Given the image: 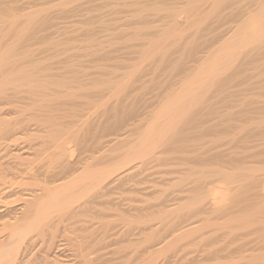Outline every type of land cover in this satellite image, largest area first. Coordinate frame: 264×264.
Masks as SVG:
<instances>
[{"label":"rangeland","instance_id":"1","mask_svg":"<svg viewBox=\"0 0 264 264\" xmlns=\"http://www.w3.org/2000/svg\"><path fill=\"white\" fill-rule=\"evenodd\" d=\"M200 2L0 0L20 16L3 42L33 68L25 85L47 87L34 101L25 86L3 93L18 113L1 116L17 129L0 121V182L52 130L86 159L75 206L50 210L55 239L20 264H264V0Z\"/></svg>","mask_w":264,"mask_h":264},{"label":"bare ground","instance_id":"2","mask_svg":"<svg viewBox=\"0 0 264 264\" xmlns=\"http://www.w3.org/2000/svg\"><path fill=\"white\" fill-rule=\"evenodd\" d=\"M200 1V0H199ZM207 1L209 2V0H201V4L197 5L196 8H201L202 6H205ZM206 2V3H205ZM205 3V4H204ZM3 9V8H2ZM10 11V9L8 10ZM7 10H0V104H8V102L11 100V99H6V94L4 95L3 93H6L4 92L5 89H11L13 95L16 93L14 90L17 91V93L19 92L18 90V87H20L19 89L22 91H24V88L23 86H25V91L26 93H29L27 95H30L31 92L32 94L37 97H39L38 95H42L43 93H38L40 92L38 89H40V87H44L46 85V82L42 85H37L36 84L33 86L31 85V87H33V89L30 88V86H27L28 84L30 85V82L32 81H35L33 78L35 76H33V68H27V66L25 67V63H27V61H25V63L23 62V58L22 59H19L18 58V63H21L20 64H17L16 60L17 58L14 56V52H13V47H11L9 49V47H5V42H3V38L6 37V36H10V34L12 35L13 33L15 34H19L20 32H18L17 30V27L16 25L19 23H17V21H19V19L17 18L19 16H15L18 20L17 21H14V18L13 17L14 15H10V12H8ZM12 13V11H11ZM27 15H24L23 17H26ZM13 17V18H12ZM20 17V16H19ZM16 20V19H15ZM24 20V19H22ZM21 21V20H20ZM25 22H29V21H26ZM24 24L26 25L27 23ZM6 23V24H5ZM8 23V24H7ZM22 23V22H21ZM20 24V23H19ZM29 24V23H28ZM25 25H22L23 27ZM30 25V24H29ZM20 27V28H23V27ZM16 27V29H15ZM25 28H30V27H27L25 26ZM24 28V31H26ZM21 30V29H20ZM16 31L18 33H16ZM28 31V29H27ZM21 33H22V30H21ZM27 33V32H26ZM32 33V32H31ZM23 34V33H22ZM20 35V36H23V35ZM28 34V33H27ZM19 37V35H18ZM29 38V37H28ZM11 39V38H10ZM30 40V39H29ZM26 41V40H25ZM27 42V41H26ZM29 43V42H28ZM15 45V44H14ZM13 54V55H12ZM11 56L13 57V60H11ZM15 58V59H14ZM44 59V58H43ZM30 60V59H29ZM42 61V59H41ZM24 63V64H23ZM33 63V62H32ZM38 63V62H37ZM24 65V67H22L21 65ZM28 64V63H27ZM30 64V63H29ZM35 65V64H34ZM41 65V64H40ZM43 65V64H42ZM21 66V67H20ZM40 67V66H39ZM50 67V66H49ZM48 67V68H49ZM18 68V69H17ZM20 68V69H19ZM42 68V67H41ZM29 70V72H28ZM40 70V69H39ZM48 71V70H47ZM32 72V74H31ZM44 72V71H43ZM46 72V71H45ZM49 72V71H48ZM35 73V72H34ZM41 73V72H40ZM46 74V73H45ZM38 75V73L36 72V76ZM62 75V74H61ZM60 75V76H61ZM42 76V75H40ZM43 77V76H42ZM37 78V77H36ZM46 79V78H45ZM55 79V78H54ZM44 80V79H42ZM56 80V79H55ZM48 81V80H47ZM60 81V80H59ZM40 82V81H39ZM44 82V81H43ZM51 83V82H50ZM27 84V85H25ZM55 84V83H54ZM63 84V83H62ZM49 85V84H47ZM51 85V84H50ZM49 85V86H50ZM59 85V84H57ZM66 85V84H65ZM9 88H8V87ZM37 87V89L35 91L38 90V92H35L34 91V87ZM39 86V87H38ZM28 87V89H27ZM42 92L47 89V87H44L42 88ZM56 87V86H55ZM23 88V89H22ZM31 89V91L29 90ZM40 89V90H41ZM59 89V88H58ZM64 89V88H63ZM28 90V91H27ZM33 90V91H32ZM22 91V94H24ZM24 91V92H25ZM63 91V90H62ZM10 92V93H11ZM38 93V94H37ZM20 94V92H19ZM50 94H51V90H50ZM5 97H4V96ZM8 95V94H7ZM17 95V94H15ZM26 95V96H27ZM33 95H30L28 96V99H32L34 98ZM21 96V94H20ZM25 96V95H24ZM25 96V97H26ZM32 96V97H31ZM55 96V94H54ZM10 97V96H8ZM18 97V96H16ZM22 97V96H21ZM24 97V98H25ZM36 97L35 100H37L38 98ZM42 97V96H41ZM51 97V96H50ZM20 98V97H18ZM23 98V99H24ZM27 99V101H28ZM8 100V101H7ZM13 100V99H12ZM11 100V102H12ZM19 100V99H18ZM26 100V99H24ZM33 100V99H32ZM44 100V99H43ZM15 101V100H14ZM13 101V102H14ZM34 101V100H33ZM39 101V100H38ZM37 101V102H38ZM41 101V100H40ZM12 102V103H13ZM30 102V100H29ZM21 103V102H19ZM23 103V102H22ZM33 103V102H31ZM30 103V104H31ZM29 104V105H30ZM11 105V103H10ZM28 105V104H27ZM4 106V105H3ZM40 106V105H39ZM41 107V106H40ZM0 108H4V109H7V106L5 107H1L0 105ZM12 108V107H11ZM10 108V109H11ZM4 109L1 110L0 109V121L3 120V122L1 123V126L4 127V130L5 131H11L13 129V131H15L14 129H17L15 128V125H13L11 127V124H12V121L10 119H3V115H9L10 114H14L15 112L18 113L17 109H13L15 110L14 113L13 110H9V108L7 110H5L4 112ZM52 109V108H51ZM17 110V111H16ZM56 110V109H55ZM7 111V112H6ZM52 111V110H51ZM50 113V112H49ZM54 113V112H53ZM1 116L3 118H1ZM48 116V115H47ZM120 116V115H119ZM50 118V117H49ZM53 118V117H51ZM55 118V117H54ZM40 119V118H39ZM45 119V118H44ZM109 119V118H108ZM21 120H24V119H19L17 120L18 122ZM43 120V119H42ZM50 120V119H49ZM11 121V122H10ZM16 121V120H15ZM48 121V120H46ZM60 121V120H59ZM108 121V120H107ZM120 121V120H119ZM131 121V120H130ZM14 122V121H13ZM18 122H14V124H18ZM23 122V121H22ZM21 122V123H22ZM40 122V121H39ZM45 122V121H43ZM42 122V123H43ZM55 122V121H53ZM111 122V121H110ZM47 123V122H46ZM52 123V121H51ZM64 123V122H63ZM129 123V122H128ZM20 124V123H19ZM41 124V123H40ZM45 124V123H44ZM62 124V123H61ZM102 124V123H101ZM106 124V123H105ZM49 125V126H48ZM56 125V124H55ZM59 125V124H58ZM123 125V123H122ZM22 126H24L22 124ZM29 126V124H28ZM34 126V124H33ZM40 126V125H39ZM46 126V127H45ZM44 127L40 126V128H44L45 130L47 129H51L53 128L52 124H48L45 125ZM47 126L49 128H47ZM51 126V128H50ZM63 126V125H62ZM98 126V125H97ZM18 130H22V131H28L29 129H25L27 126L25 125L24 128L20 129L21 126H18ZM107 127V126H106ZM41 128V129H42ZM47 128V129H46ZM64 128V126H63ZM93 128V127H92ZM105 128V127H104ZM25 129V130H23ZM35 129V128H34ZM36 129H38V127H36ZM40 129V130H41ZM43 129V130H44ZM67 129V128H66ZM52 130V129H51ZM108 130V128H107ZM112 130V129H111ZM116 130V128H115ZM25 131V132H26ZM48 131V130H47ZM54 132L57 133V129L56 130H52ZM52 131H49L50 133H52L53 135H49L50 133L49 132H46L45 136L43 137H40L42 140L41 142H39L38 144V148H34V152L32 153L33 156L35 154V157L33 158V160H31L30 158H25L23 161L20 162V165H22L21 167L22 168H16V171L15 172H11V173H8L10 174V178L7 180V181H4V179L2 181L4 182H0V212L1 211H5L6 209H8L9 205H13L14 203L18 202V201H21L18 205L19 207L17 208H12L14 209L12 211V209L9 210V212L11 213H14L13 216L5 219L7 216H0L1 219H5V220H2L1 222V227H2V230H4V235L3 237H1L0 239V264H20V262L18 261L19 258H20V252L22 251H27V250H31L28 249L29 248V245L33 246V244L36 243H40V242H37L38 241V238H42L43 240L45 239L44 236L48 237V240L50 241L49 243H52L51 241H53V239H55L56 235L53 234V232H51V229L52 228H56L58 225H57V222L56 221H53V219L51 220V217H50V210L51 209H67L69 208V206L71 207H74L73 206V203H75V201L77 200V192H79V189L77 190L78 188V182H77V179L79 178V176H77V174H80L77 173L78 169H79V165L82 164L81 162H85L86 159L84 160H80L79 159H69V156L67 154V150L69 149L67 147V141L64 137H62L63 135H61V131L59 130V134H56ZM64 132V130H62ZM95 131V130H94ZM93 131V132H94ZM12 132V131H11ZM44 132V133H45ZM88 132V131H87ZM43 133V132H42ZM92 133V132H91ZM97 133V132H96ZM95 133V134H96ZM104 133V132H103ZM56 134V135H54ZM64 134V133H63ZM94 134V133H92ZM99 134V132H98ZM111 134V133H110ZM44 135V134H43ZM47 135H49V137H47ZM66 135V133L64 134ZM106 135H107V132H106ZM68 136V135H66ZM65 136V137H66ZM90 136V135H89ZM92 136V135H91ZM95 136V135H94ZM98 136V135H97ZM82 137V136H81ZM80 137V138H81ZM99 137V136H98ZM68 139V137H66ZM86 138V137H85ZM88 138V137H87ZM145 138V137H144ZM143 139V138H142ZM163 139V138H162ZM69 140V139H68ZM72 140V139H71ZM90 140V139H89ZM166 140V139H165ZM164 141V140H163ZM191 141V140H190ZM87 142V141H85ZM84 142V143H85ZM82 143V142H80ZM180 145V144H179ZM141 146V145H140ZM178 146V145H176ZM187 146V145H186ZM70 147V146H69ZM180 147V146H179ZM186 148V147H185ZM180 149V148H179ZM148 150V149H147ZM181 150V149H180ZM184 151V150H183ZM182 151V152H183ZM192 151V150H191ZM135 152V151H134ZM134 152H133V155H134ZM139 152V151H138ZM149 152V151H148ZM180 152V151H179ZM187 152V150H186ZM140 153V152H139ZM143 153V152H142ZM162 153V152H161ZM165 153V152H164ZM178 153V151H177ZM181 153V152H180ZM192 154V153H191ZM93 155V154H91ZM146 156V154H144ZM148 155V154H147ZM186 155V154H185ZM189 155V154H188ZM187 155V156H188ZM204 155V154H203ZM214 155V154H213ZM72 156V155H71ZM70 156V157H71ZM74 156V155H73ZM94 156V155H93ZM131 156V155H130ZM136 156V155H135ZM138 156V155H137ZM210 156V155H209ZM208 156V157H209ZM82 157V156H81ZM84 157V156H83ZM236 157V156H235ZM129 159V157H127ZM126 158V159H127ZM131 158H133L131 156ZM144 158V157H143ZM243 158V157H242ZM34 159H37L34 161ZM161 159V158H159ZM187 159V157H186ZM191 159V157H190ZM132 161V159H130ZM136 160V159H135ZM167 160V159H166ZM170 160V159H169ZM173 160V159H172ZM181 160V159H180ZM189 160V159H187ZM194 160V159H193ZM214 160V159H213ZM231 160V159H230ZM238 160V159H237ZM178 161V160H177ZM37 162V163H36ZM215 162V161H214ZM35 163V165H34ZM80 163V164H79ZM126 163H127V160H126ZM79 164V165H78ZM100 164V163H99ZM98 164V165H99ZM184 164V163H183ZM211 164V163H210ZM210 164L208 166H210ZM224 164V163H223ZM91 164L89 163H84V166H89ZM206 165V164H205ZM10 166V165H9ZM7 167V166H6ZM11 167V166H10ZM9 167V168H10ZM82 167V165L80 166ZM86 167H82L83 169H87ZM132 167V166H131ZM130 167V168H131ZM175 167V166H174ZM185 167V166H184ZM212 167V166H211ZM4 168V167H2ZM8 168V167H7ZM6 170H10V169H7ZM81 168V169H82ZM209 168V167H208ZM220 168V167H218ZM5 169V168H4ZM13 169V168H12ZM82 169V170H83ZM84 169V170H85ZM191 169V168H190ZM5 170V172H7ZM173 170V169H172ZM211 170V169H210ZM214 170V169H213ZM224 170V169H222ZM80 171V169H79ZM227 171V170H226ZM233 171V170H232ZM3 172V173H5ZM192 172V169L191 171ZM77 173V174H76ZM202 173V172H201ZM211 173V172H210ZM7 174V176H8ZM107 173H101L100 176L97 177V179L99 178V180L97 182H101V180H105V178L108 176V174L106 175ZM192 174V173H191ZM215 174V173H214ZM6 175V173H5ZM176 175V174H175ZM179 176V175H178ZM237 176V175H236ZM78 177V178H77ZM176 177V176H175ZM185 177V176H184ZM183 177V178H184ZM192 177V176H191ZM190 177V178H191ZM194 177V176H193ZM196 177V176H195ZM194 177V178H195ZM220 177V176H219ZM225 178V177H224ZM96 179V180H97ZM229 179V178H228ZM6 180V179H5ZM182 180V178L180 179ZM210 180V179H209ZM221 182V180H219ZM230 181V180H229ZM110 182V181H109ZM108 182V183H109ZM200 182V181H199ZM102 183V182H101ZM218 183V182H216ZM183 184V183H182ZM81 185V184H80ZM79 185V187H80ZM262 185V184H261ZM193 186V185H192ZM196 186V185H195ZM197 188V187H196ZM262 188V187H261ZM212 190V189H211ZM178 191V190H177ZM200 191V190H199ZM207 191V190H206ZM207 195V194H206ZM224 195V194H223ZM182 196V195H181ZM227 196V195H226ZM196 198V197H195ZM211 197H209L210 199ZM226 198V197H225ZM190 199V198H189ZM193 199V198H192ZM224 199V198H223ZM233 199V198H232ZM213 200V199H212ZM170 201V200H169ZM195 202H199L197 200H193ZM192 201V202H193ZM85 202V201H84ZM202 202V200H201ZM164 203V202H163ZM194 203V202H193ZM192 203V204H193ZM216 203V202H215ZM226 203V202H225ZM72 204V205H71ZM88 205V204H87ZM181 205V204H180ZM197 205V204H195ZM199 205V204H198ZM212 205H213V202H212ZM217 205V204H216ZM220 205V204H219ZM78 206V205H76ZM189 207V205H188ZM194 207V205H193ZM205 207V206H204ZM76 209L78 207H75ZM186 208V207H185ZM192 208V207H191ZM203 208V207H202ZM71 209V208H69ZM74 210L71 212L70 216L72 215H76V212L77 210ZM83 209V208H82ZM190 209V207H189ZM201 209V208H200ZM199 209V210H200ZM88 210V209H87ZM197 210V209H196ZM69 211V210H68ZM82 211V210H81ZM162 211V210H161ZM164 211V210H163ZM201 211V210H200ZM204 211V210H203ZM60 213H63V210L60 211ZM65 212V211H64ZM167 212V211H166ZM68 213V212H67ZM67 213H63V215L66 216ZM165 212H163L164 214ZM185 213V212H184ZM200 213V212H199ZM59 214V213H57ZM166 214V213H165ZM191 214V213H190ZM198 214V213H197ZM159 215V214H158ZM187 215V214H186ZM205 215V214H204ZM57 216V215H56ZM162 217L163 215H159V217ZM189 216V215H188ZM196 216V214H195ZM60 217V216H59ZM69 217V215L67 216ZM190 217V216H189ZM200 217V216H199ZM203 217V216H202ZM156 217V219H158ZM57 220V218H56ZM59 220V219H58ZM62 220V219H61ZM163 220V219H161ZM202 220V219H201ZM151 221V220H149ZM179 221V220H178ZM197 221V220H196ZM56 222V223H55ZM59 222V221H58ZM61 222V221H60ZM159 222V221H158ZM74 223V221H73ZM179 223V222H178ZM192 223V222H191ZM195 223V222H194ZM59 224V223H58ZM175 224V222H174ZM172 223V225H174ZM190 224V223H189ZM156 225V224H155ZM160 226V223L158 224ZM197 225V224H196ZM158 226V228H159ZM183 226V225H182ZM194 226V225H193ZM153 227V226H152ZM179 227V226H178ZM177 227V228H178ZM184 227V226H183ZM197 227V226H195ZM155 228H157L155 226ZM154 228V229H155ZM172 228V227H171ZM191 228V227H190ZM68 229V228H67ZM160 229V228H159ZM173 229V228H172ZM163 230V229H162ZM166 230V229H165ZM171 230V229H170ZM144 231V230H143ZM176 231V230H175ZM181 231V230H180ZM72 232H74L72 230ZM76 232V231H75ZM162 232V231H161ZM166 232V231H164ZM194 232H197V231H194ZM169 233V232H168ZM165 234V233H164ZM163 234V235H164ZM180 234V233H179ZM178 235V234H177ZM181 235V234H180ZM201 235V234H200ZM199 235V236H200ZM59 236V235H58ZM179 236V235H178ZM203 236V235H202ZM91 237V236H90ZM168 237V236H167ZM175 237V235H174ZM181 237V236H180ZM60 238V237H59ZM92 238V237H91ZM41 239V240H42ZM75 239V238H74ZM93 239V238H92ZM147 239V238H146ZM160 239V238H159ZM171 239V238H170ZM177 239V238H176ZM200 239V238H199ZM46 240V242L48 241ZM165 240V239H164ZM179 240V239H178ZM40 241V240H39ZM55 241V240H54ZM61 241V240H60ZM150 241V240H149ZM160 241V240H159ZM168 241V240H167ZM171 241V240H170ZM175 241V240H174ZM182 241V240H181ZM190 241V239H189ZM43 242V241H41ZM71 242V241H70ZM84 242V241H83ZM83 242H80V243H83ZM86 242V240H85ZM97 242V241H96ZM173 242V241H172ZM187 242V241H186ZM48 243V244H49ZM58 243V242H57ZM61 243V242H60ZM65 243V242H64ZM64 243H61L62 245ZM171 243V242H170ZM211 243V242H210ZM45 244V242H44ZM47 244V243H46ZM183 244V243H182ZM206 244V243H205ZM68 245V244H67ZM180 245V244H179ZM59 245H56V250H57V247ZM61 246V245H60ZM79 248L81 247L83 250L86 248V244H79L78 245ZM76 246V247H78ZM165 246H166V243H165ZM169 246V245H168ZM178 246V245H177ZM210 246V245H209ZM215 246V245H214ZM252 246V245H251ZM254 246V245H253ZM48 247V246H47ZM66 247V246H65ZM90 247V246H89ZM50 248V247H49ZM60 248V247H59ZM164 248V247H163ZM250 248V247H249ZM61 249V248H60ZM162 249V248H161ZM239 249V248H238ZM237 249V250H238ZM243 249V248H242ZM45 250V249H44ZM48 250V249H47ZM50 250V249H49ZM54 250V249H53ZM74 250V249H73ZM90 250V249H89ZM180 250V249H179ZM236 250V251H237ZM258 250V249H257ZM256 250V251H257ZM25 251V252H26ZM32 251V250H31ZM30 251V252H31ZM85 251V250H84ZM159 251V250H158ZM161 251V250H160ZM260 251V250H259ZM28 252V251H27ZM86 252V251H85ZM94 252V251H93ZM153 252V251H152ZM255 252V251H254ZM254 252H252L254 254ZM29 253V252H28ZM32 253V252H31ZM156 253V252H154ZM217 253V252H216ZM256 253V252H255ZM22 254V253H21ZM177 254V253H176ZM85 255L84 257H86V255L88 256V254H84ZM81 255V256H83ZM225 255V254H224ZM223 255V256H224ZM222 256V257H223ZM45 257V255H44ZM93 257V256H92ZM91 257V258H92ZM87 258V257H86ZM187 258V257H186ZM89 259V258H88ZM230 259V258H228ZM77 260V259H76ZM92 260V259H90ZM183 260V259H182ZM198 260V259H197ZM217 260V259H216ZM85 260H83L84 262ZM87 262V261H86ZM97 262V261H96ZM193 262V261H192ZM77 263V262H75ZM187 263V262H186ZM23 264V263H22ZM91 264V263H89ZM200 264V263H199Z\"/></svg>","mask_w":264,"mask_h":264}]
</instances>
